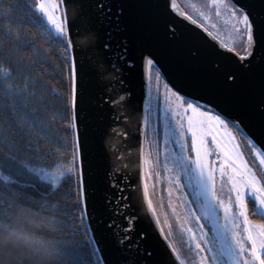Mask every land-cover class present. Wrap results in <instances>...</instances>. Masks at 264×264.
<instances>
[{"label": "snow or ice", "instance_id": "obj_1", "mask_svg": "<svg viewBox=\"0 0 264 264\" xmlns=\"http://www.w3.org/2000/svg\"><path fill=\"white\" fill-rule=\"evenodd\" d=\"M62 3L0 0V232L23 239L17 228L25 221L17 210L27 205L59 233L41 243L46 264H150L151 249L132 239L134 217L109 224L119 250L112 260L92 227L79 109L85 76L99 69L85 62ZM134 6L143 18L115 45L123 64L112 67L142 66L138 129L149 147L146 158L141 145V173L145 165L161 168L184 207L183 217H175L181 239H170L172 225L167 233L159 228L163 259L152 264H264V0H204L191 3V13L181 11L177 0H136ZM96 8L115 20L113 31H120L122 6L112 12L111 4L99 0ZM172 13L201 31L177 40L176 24L166 19ZM193 41L200 47L190 50V58L211 49L226 58L224 70L208 73L180 58L166 72L162 57ZM103 46L114 48L111 39ZM49 50L56 51L59 65ZM34 68L66 89L62 105L46 99V83L37 88L41 77ZM51 94L60 95L55 85ZM61 128L70 138L60 135ZM107 179L117 187L115 173ZM62 187L63 198L53 199ZM143 187L147 197V182ZM126 199L122 189L105 197L113 215L121 217ZM148 208L155 211L151 200ZM31 230L45 231L43 224ZM17 264L31 261L21 256Z\"/></svg>", "mask_w": 264, "mask_h": 264}, {"label": "water", "instance_id": "obj_2", "mask_svg": "<svg viewBox=\"0 0 264 264\" xmlns=\"http://www.w3.org/2000/svg\"><path fill=\"white\" fill-rule=\"evenodd\" d=\"M98 2L99 0H63L62 3L63 11H67L69 24L73 29V39L84 49L82 55L85 62L91 68L99 69L98 72L92 71L85 76L86 91L79 109L80 137L86 148V182L90 193L88 211L93 217L92 227L109 260L114 259L119 251L115 248L113 237L116 229L109 227V224L112 220L121 224L125 218L134 217L132 239L140 241L142 248L151 249L152 256L148 259L152 264L153 261L163 259L162 247L157 238L159 228L163 227L160 220L156 224L158 215L154 206L155 211L148 208V200H151L148 189L147 197L144 195L145 166L143 174L141 173L140 153L141 145L144 151L145 140L139 135L138 124L143 119V68L139 64L128 65L120 70L112 67L115 64L120 68L123 64V61L116 59L115 45L123 36H130L133 22L141 20L144 13L134 6L136 0H104L105 6L111 4L112 12L118 6L123 7L120 31H113L115 20H109L103 10L96 8ZM177 2L180 10H185L179 0ZM166 19H171L176 24L179 41H187L190 32L201 31L198 26L176 13L170 14ZM76 29H79V34ZM108 39H111L114 46L112 50H106L103 46ZM86 44L92 46L86 47ZM197 47H200L199 42L193 41L180 50L168 52L162 57L165 71L170 70L173 62L180 58L191 59L193 65L208 73L224 70L226 58L211 49H202L201 56L190 58V50ZM112 173H115L117 187L109 185L107 176ZM121 189L127 197L125 203L128 205L122 217L114 216L105 201V197L120 194ZM153 228L157 231L154 232ZM143 233L146 236L141 239Z\"/></svg>", "mask_w": 264, "mask_h": 264}, {"label": "clouds", "instance_id": "obj_3", "mask_svg": "<svg viewBox=\"0 0 264 264\" xmlns=\"http://www.w3.org/2000/svg\"><path fill=\"white\" fill-rule=\"evenodd\" d=\"M17 218L25 221L24 225L17 228V231L23 233L24 238L16 239L9 233L0 232V264H17V257L21 256L29 257L31 264H46L41 243L49 237L59 235L55 226L48 223L37 210L27 205L18 208ZM34 224H43L45 231L33 233L31 226Z\"/></svg>", "mask_w": 264, "mask_h": 264}, {"label": "trees", "instance_id": "obj_4", "mask_svg": "<svg viewBox=\"0 0 264 264\" xmlns=\"http://www.w3.org/2000/svg\"><path fill=\"white\" fill-rule=\"evenodd\" d=\"M5 2H7V0H5ZM37 42L39 43V40ZM48 56H49L50 60L54 64L59 65L58 56H57L55 50H49ZM4 67L7 68L8 65L7 64H4ZM33 72L35 74L40 75V77H41L40 80L37 81V88H40L43 83H46L48 85L49 94L46 96V99L52 101L55 104H61L62 105L63 104V101L60 99V97L65 94L66 89L62 88L59 85L58 81L54 77H51L50 78L49 76L42 75L40 73V68H34L33 69ZM13 74L14 75H17V73H16L15 70H14V73ZM0 75H2V74H0ZM52 85H55L56 88L59 90V93H60L59 96H54V95L51 94V86ZM153 91H155V79L153 80ZM52 127L55 129L56 125H52ZM60 135H68L69 138L71 136V134L70 133H66L63 130V128H61V130H60ZM144 146H145L144 152H145V155H146V158H147V153H148V147L149 146H148V142L146 140H145V145ZM69 152H70V149H69ZM155 159H156L155 150L153 149V153H152V160H153V162H155ZM154 169H155V167H152L151 169H149V166L145 165V176H146V182L148 184L149 196H150V199L152 201V204H153V206H154V208L156 210V213H157V215L159 217V220L161 222V218H160L159 211H158L157 207L155 206L152 198L155 195V193H157V196H159V198H161V200H164L166 197H165V193H164V188H162L160 192L158 191V188H157V178H156V173H155V170ZM149 171H151V173H152V175L150 177L148 176V172ZM2 182L3 181H0V183H2ZM63 191H64V188L62 187L60 189V191H58V192H56L54 194L53 199H62L63 198ZM166 205H167L166 203H162L161 202L160 205H159V208L162 211V216L164 217V219L166 221V224L168 226V211H166V209H167V206ZM161 211H160V213H161ZM250 218H252V219H261V217H258V216H255V215L251 216ZM161 225L163 227L162 222H161ZM174 228H176V227L174 226ZM163 229H164V227H163ZM164 231H165V233H167V231L165 229H164ZM175 233H176V236L173 235L172 238H170V239H172L174 242H178L181 239V237H180V235H179L178 232L175 231Z\"/></svg>", "mask_w": 264, "mask_h": 264}, {"label": "rangeland", "instance_id": "obj_5", "mask_svg": "<svg viewBox=\"0 0 264 264\" xmlns=\"http://www.w3.org/2000/svg\"><path fill=\"white\" fill-rule=\"evenodd\" d=\"M179 2L182 4V6L185 8V10H188L191 13L192 9L190 8V4L196 3L197 5H200L204 2V0H179ZM60 11L63 12L62 5L60 7ZM223 35L226 36L227 33L225 32V33H223ZM161 102H163L162 97H161ZM165 176H166V174L163 172V175H162L163 183L162 184L160 183V185L158 183L157 188L159 186L160 191L162 188H164V193H165L166 198L164 200H161L159 198V196H157V193H155V195L153 196L152 199H153L155 206L157 207V209L159 211L161 222L163 224L164 229L168 232L169 225H172L174 235L176 236L175 231L179 233V229H178V224H177L175 217L177 215H180L181 217H183L184 207L181 204V200H180V196H179L178 192L173 188V186L169 183V181L164 178ZM170 189H171V195H169ZM187 191H190V190H187ZM170 201H171V203H170ZM161 202L167 204L166 205L167 206L166 211H168V226L166 224L164 217L162 216V211L159 208V205ZM173 209H175V211ZM160 211H161V213H160ZM174 226L176 228H174Z\"/></svg>", "mask_w": 264, "mask_h": 264}, {"label": "flooded vegetation", "instance_id": "obj_6", "mask_svg": "<svg viewBox=\"0 0 264 264\" xmlns=\"http://www.w3.org/2000/svg\"><path fill=\"white\" fill-rule=\"evenodd\" d=\"M145 149V148H144ZM145 157H146V155H145ZM163 164V157L161 156V165ZM155 173L157 174V173H159V176H157L156 175V178H157V184L159 183V185H160V183L162 184L163 183V178H162V175H163V171L161 170V168H157V167H155ZM158 191L160 192V189H159V186H158ZM161 199V198H160ZM169 230V229H168ZM170 238H172V237H170Z\"/></svg>", "mask_w": 264, "mask_h": 264}]
</instances>
